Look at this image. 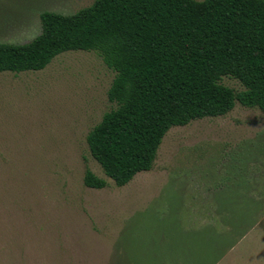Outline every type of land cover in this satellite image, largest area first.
Masks as SVG:
<instances>
[{"label":"rangeland","instance_id":"rangeland-1","mask_svg":"<svg viewBox=\"0 0 264 264\" xmlns=\"http://www.w3.org/2000/svg\"><path fill=\"white\" fill-rule=\"evenodd\" d=\"M95 1L0 0V44L31 42L43 12L72 15ZM114 77L83 51L0 74V264H198L216 250L209 264H264V113L236 103L172 128L154 168L118 187L87 143L113 108ZM86 170L107 186L87 188ZM244 202L263 206L239 226Z\"/></svg>","mask_w":264,"mask_h":264},{"label":"trees","instance_id":"trees-1","mask_svg":"<svg viewBox=\"0 0 264 264\" xmlns=\"http://www.w3.org/2000/svg\"><path fill=\"white\" fill-rule=\"evenodd\" d=\"M40 19L31 42L0 44V74L39 72L66 52L98 54L115 74L107 93L113 108L87 143L118 187L154 168L172 128L224 117L236 103L264 113V0H96ZM224 77L244 89L223 85ZM84 185L102 190L107 182L86 170ZM262 206L244 202L239 226ZM213 253L207 263L195 259L219 260Z\"/></svg>","mask_w":264,"mask_h":264}]
</instances>
